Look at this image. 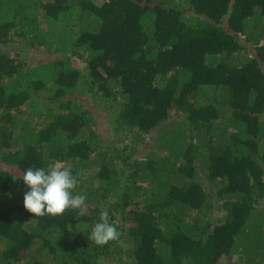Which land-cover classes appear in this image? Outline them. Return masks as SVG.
I'll use <instances>...</instances> for the list:
<instances>
[{
	"label": "trees",
	"instance_id": "trees-1",
	"mask_svg": "<svg viewBox=\"0 0 264 264\" xmlns=\"http://www.w3.org/2000/svg\"><path fill=\"white\" fill-rule=\"evenodd\" d=\"M54 162L85 216L25 209ZM0 164V264H264V0H0Z\"/></svg>",
	"mask_w": 264,
	"mask_h": 264
},
{
	"label": "clouds",
	"instance_id": "clouds-1",
	"mask_svg": "<svg viewBox=\"0 0 264 264\" xmlns=\"http://www.w3.org/2000/svg\"><path fill=\"white\" fill-rule=\"evenodd\" d=\"M20 176L30 189L24 194V207L34 216L56 217L67 209L78 210L81 217L87 214L86 196L74 192L79 179L70 167L54 162L47 169L29 167ZM120 236L114 223L110 222L109 213L102 211L100 222L95 224L88 239L104 246L110 241H118Z\"/></svg>",
	"mask_w": 264,
	"mask_h": 264
},
{
	"label": "rangeland",
	"instance_id": "rangeland-1",
	"mask_svg": "<svg viewBox=\"0 0 264 264\" xmlns=\"http://www.w3.org/2000/svg\"><path fill=\"white\" fill-rule=\"evenodd\" d=\"M10 51H15V52L19 51L21 53L20 55L21 59L27 64V66H34L40 63H50L61 58L60 55L54 56L52 54L46 53L45 51H40V52L38 50L32 51L31 49L27 48L26 45L23 46L12 45L10 47ZM75 65L79 66L80 64H78V61H76ZM81 97L85 100L86 103L89 104V107L92 110L94 109L93 112L96 115V118L98 119V126L101 128V131L104 133L106 138H109L110 128H109L108 118L105 116V114L102 113V111L97 110L93 105V103H90L89 101L90 98L88 97V95H84ZM3 167L8 168V166L0 164V170L3 169ZM14 173L16 172L14 171Z\"/></svg>",
	"mask_w": 264,
	"mask_h": 264
}]
</instances>
